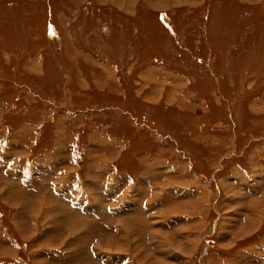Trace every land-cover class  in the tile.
<instances>
[{"label":"rangeland","instance_id":"1","mask_svg":"<svg viewBox=\"0 0 264 264\" xmlns=\"http://www.w3.org/2000/svg\"><path fill=\"white\" fill-rule=\"evenodd\" d=\"M262 161L264 0H0V264H264Z\"/></svg>","mask_w":264,"mask_h":264},{"label":"crops","instance_id":"2","mask_svg":"<svg viewBox=\"0 0 264 264\" xmlns=\"http://www.w3.org/2000/svg\"><path fill=\"white\" fill-rule=\"evenodd\" d=\"M159 4V3H158ZM160 5V4H159ZM124 7V6H123ZM132 9V8H131ZM128 11H130V9L128 10ZM133 11V10H132ZM262 163H263V161H262ZM262 168L264 167V163L262 164V166H261ZM264 176V175H263ZM263 176H258V179H261L263 182H264V178H262ZM238 178V177H237ZM97 179V178H96ZM251 179L253 180V182H252V188L255 186L256 187V190H254V193H252L251 194V196H250V198H251V200H253V198H255V199H259V198H264V194H263V191H261V188H260V186H259V184H258V181L256 180L255 181V178H253V177H251ZM91 182V185L94 187V189H96L97 188V186H98V184H99V182H97V181H94V180H92V181H90ZM262 185H264V183L262 184ZM100 186H101V182H100ZM99 188V187H98ZM112 190V192H111V196H114V195H116V194H118V193H120V188L119 187H114L113 189H111ZM108 192H109V188H105V186L104 187H102V191H101V193H103L102 194V197H103V199H105L104 198V195H106V194H108ZM92 192H90V194H91ZM86 195H88V194H86ZM89 196V195H88ZM88 198V197H87ZM89 199H90V197H89ZM88 199V200H89ZM102 199V200H103ZM108 200H109V196H108V198H107ZM105 205H107V206H105ZM264 205V204H263ZM104 209H105V212L106 213H108L109 215H111V212H115V210H116V213H122V211L124 210V207H122V208H116V207H118V205L116 206V205H113V202L111 201V202H106L105 204H104ZM0 209H2V208H0ZM96 209V208H95ZM121 209H123V210H121ZM97 210V209H96ZM99 211V210H98ZM101 213H102V208H101ZM21 221H22V219H21ZM107 223H102V226L104 227V228H106L107 229V231H108V229L110 228V232L112 233V230L113 229H111L112 228V226L110 227L109 226V228H107V226L109 225H106ZM123 226V225H122ZM113 227H115V226H113ZM113 232H120L119 231V229H116L115 228V230H113ZM120 234H122V233H120ZM124 234V233H123Z\"/></svg>","mask_w":264,"mask_h":264},{"label":"bare ground","instance_id":"3","mask_svg":"<svg viewBox=\"0 0 264 264\" xmlns=\"http://www.w3.org/2000/svg\"><path fill=\"white\" fill-rule=\"evenodd\" d=\"M58 212V211H57Z\"/></svg>","mask_w":264,"mask_h":264}]
</instances>
